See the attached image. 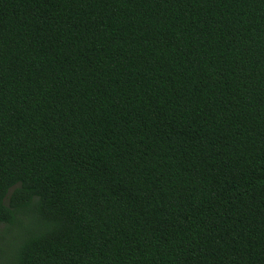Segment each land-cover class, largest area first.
<instances>
[{
	"label": "trees",
	"instance_id": "1",
	"mask_svg": "<svg viewBox=\"0 0 264 264\" xmlns=\"http://www.w3.org/2000/svg\"><path fill=\"white\" fill-rule=\"evenodd\" d=\"M5 264H264V0H0Z\"/></svg>",
	"mask_w": 264,
	"mask_h": 264
},
{
	"label": "rangeland",
	"instance_id": "2",
	"mask_svg": "<svg viewBox=\"0 0 264 264\" xmlns=\"http://www.w3.org/2000/svg\"><path fill=\"white\" fill-rule=\"evenodd\" d=\"M3 248L5 249V252L0 254V264H5L7 262L8 257L14 253L16 245L13 244L11 240L8 243H4Z\"/></svg>",
	"mask_w": 264,
	"mask_h": 264
}]
</instances>
